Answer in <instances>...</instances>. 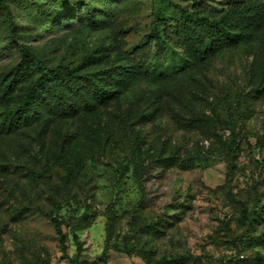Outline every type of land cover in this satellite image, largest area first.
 I'll use <instances>...</instances> for the list:
<instances>
[{
    "label": "rangeland",
    "instance_id": "rangeland-1",
    "mask_svg": "<svg viewBox=\"0 0 264 264\" xmlns=\"http://www.w3.org/2000/svg\"><path fill=\"white\" fill-rule=\"evenodd\" d=\"M6 3L0 264H264V0Z\"/></svg>",
    "mask_w": 264,
    "mask_h": 264
},
{
    "label": "trees",
    "instance_id": "trees-1",
    "mask_svg": "<svg viewBox=\"0 0 264 264\" xmlns=\"http://www.w3.org/2000/svg\"><path fill=\"white\" fill-rule=\"evenodd\" d=\"M6 1L7 0H0V7L6 10H9V6L6 3ZM250 3L252 5L254 4L253 2H250ZM182 13L187 17L190 15L189 12L187 11L182 10ZM90 19L91 21H94L95 17L90 16ZM209 24H210L211 31H212L211 35H213V39L211 42V45L213 47L216 45L225 44L233 39L232 34L228 30L222 27L219 28L216 22L215 23L211 22ZM21 54H22V62L24 64L33 65L37 70H39L40 74H39L38 79L32 82V84H30L27 87V89L23 92L21 101L14 106L6 108V111L4 112L3 117L0 120V130H3L4 128H7V127L10 128L13 125L19 123L22 115L28 116V115H31L33 112L38 111L35 101H36L37 95L39 94V86L44 81V78L50 73V71L46 69L44 61L30 49L23 48L21 50ZM70 74L72 76L73 81L77 82L78 76H79L78 72L73 71ZM107 93L108 92L104 88H99V90L97 91V95L102 96V97H105ZM238 150L239 148L236 146L230 145L228 147V152L230 156L235 155ZM55 221H56V227H57L58 233L60 234V237H61V242L63 243V250L67 251L66 236L62 232L60 223L58 222L57 218H55ZM176 262L177 260H163L162 264H174Z\"/></svg>",
    "mask_w": 264,
    "mask_h": 264
}]
</instances>
